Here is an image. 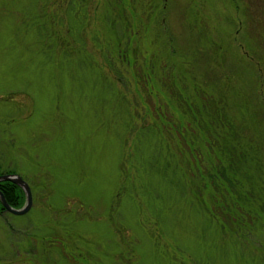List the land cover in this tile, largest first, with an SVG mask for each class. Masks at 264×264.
<instances>
[{"label": "rangeland", "instance_id": "obj_1", "mask_svg": "<svg viewBox=\"0 0 264 264\" xmlns=\"http://www.w3.org/2000/svg\"><path fill=\"white\" fill-rule=\"evenodd\" d=\"M163 1L175 57H187L202 88L222 85L263 184L264 0ZM48 2L0 0V172L32 194L27 212L0 215V264H264V225L250 224V241L222 227L164 135L136 116L141 94L136 108L78 40L77 18L59 20Z\"/></svg>", "mask_w": 264, "mask_h": 264}, {"label": "trees", "instance_id": "obj_2", "mask_svg": "<svg viewBox=\"0 0 264 264\" xmlns=\"http://www.w3.org/2000/svg\"><path fill=\"white\" fill-rule=\"evenodd\" d=\"M93 4L90 0H52L47 6L59 10L55 12L59 20L65 12L77 18L82 25V32L76 34L78 40L90 44L92 56L102 57L111 85L124 88L136 108L135 92L141 94L145 106L136 116L142 122L151 121L164 135L162 147L189 172L192 193L207 211L220 218L222 227L250 241L246 235L250 224L264 225L259 152L234 129L231 102L218 92L222 85L218 88L212 79L211 89L202 88L187 57H175L163 19L165 1L93 0ZM203 5L201 1L199 6ZM89 22L93 23L91 30ZM67 29L70 32V27ZM54 33L56 41V30ZM58 36L67 51V38L60 32ZM156 44L160 47L155 53L151 47ZM124 72L125 81L130 83L118 82ZM224 77L218 76L220 83ZM151 84L161 91L155 99L148 88ZM0 192L12 207L19 208L25 202L23 190L10 181H0ZM4 212L8 211L0 202V215ZM258 259L262 263L264 253H258Z\"/></svg>", "mask_w": 264, "mask_h": 264}, {"label": "water", "instance_id": "obj_3", "mask_svg": "<svg viewBox=\"0 0 264 264\" xmlns=\"http://www.w3.org/2000/svg\"><path fill=\"white\" fill-rule=\"evenodd\" d=\"M0 181H10L16 185H18L25 194V202L20 208L12 207L6 199L4 198L3 194L0 192V202L3 207L12 214H23L29 210L32 204V194L30 187L22 177L16 173H3L0 174Z\"/></svg>", "mask_w": 264, "mask_h": 264}]
</instances>
